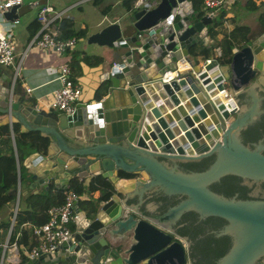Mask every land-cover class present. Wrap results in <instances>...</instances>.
I'll use <instances>...</instances> for the list:
<instances>
[{
    "label": "water",
    "instance_id": "water-1",
    "mask_svg": "<svg viewBox=\"0 0 264 264\" xmlns=\"http://www.w3.org/2000/svg\"><path fill=\"white\" fill-rule=\"evenodd\" d=\"M214 19L195 0H158L103 23L85 38L105 50L98 82L71 114L37 110L0 67V127L47 140L8 194L111 184L75 202L66 241L23 264H264V30L227 64L201 60L200 48L221 55ZM185 61L192 72L162 81Z\"/></svg>",
    "mask_w": 264,
    "mask_h": 264
},
{
    "label": "crops",
    "instance_id": "crops-1",
    "mask_svg": "<svg viewBox=\"0 0 264 264\" xmlns=\"http://www.w3.org/2000/svg\"><path fill=\"white\" fill-rule=\"evenodd\" d=\"M23 1V4L16 10L18 14V24L15 27L16 65H0L2 72L12 75L13 85H15L16 82L20 85L21 91L17 93L21 95L22 99L29 101L31 104L41 106L42 103L48 101L52 91L59 85L58 80L56 79L59 64L67 62L71 68V76L73 69L78 68V71L85 73L84 67L89 68V75L88 71H86L85 74L89 79L91 94L96 86V82H98V72L91 68V66H93L91 63L95 61L94 58L98 60L99 54H102L105 50L97 45L88 44L85 38L88 34L98 31L103 26V23L105 24V22L120 21L121 17L129 10L122 4L124 0H38L40 5L48 3L51 4L55 10L61 13V20L63 19L69 21L71 29L78 31L85 28L87 30L85 37L77 39L75 46L69 49L63 57H59L49 50L28 47L29 41L33 37L31 36V31L35 30L36 34L39 30V23L36 21L37 7L32 4L33 0ZM241 1L248 6L249 12L244 14V16L240 19H236L231 10L238 11L239 7L237 5ZM243 7L245 6L243 5ZM223 10L225 13L224 25L230 29L234 25L246 26L249 28V34H255L258 31L261 32L264 30V0H228L222 11ZM231 18L236 20L235 23L230 24L229 19ZM210 34L215 40H217L219 38V29L217 30L212 28ZM241 44H243V42L236 44L235 47H241L239 46ZM213 57L214 56L211 55L209 59H212ZM200 59L202 60L208 58H204L202 56ZM84 60L85 65L83 66ZM17 65L18 71L16 72L15 66ZM259 79L261 85H264V76H260ZM28 88L31 89L30 92H27ZM228 94L229 96L231 95L229 92ZM2 119L3 116L0 115V121ZM8 130L10 131L9 138H0V153L14 148V136L17 132L14 130L11 132V128L9 126ZM76 179L77 182L82 181V183H86L84 179H80L78 177H76ZM27 180V171L26 168H24V177L20 180V184ZM65 190L66 189L55 188L54 184L50 182L47 191L44 188H39L36 191L35 189H32L20 197H15L14 201H11L0 209V223L10 220L11 229L14 224L16 214L19 213L20 216L23 217V222L19 225V228L27 231L28 233L31 231V236H29V241L26 245H16L20 258V264L24 263L21 261V257L23 255L26 257V260L28 258L26 250L34 241L32 226L37 225L35 224V221H37L36 217L38 212L35 213V208H33L30 204V198H34L36 194H43L47 192L55 194L58 191L64 192ZM99 194L100 191H95L90 195L84 192L80 194L77 204L78 202H82L86 199L97 198ZM78 207L79 209H82L80 204H78ZM7 240L8 234L4 236L3 244L1 246L0 264H4V262L6 264H10L8 260L10 254L16 253L13 249V244L10 246L5 245ZM21 250H23V253Z\"/></svg>",
    "mask_w": 264,
    "mask_h": 264
},
{
    "label": "built area",
    "instance_id": "built-area-1",
    "mask_svg": "<svg viewBox=\"0 0 264 264\" xmlns=\"http://www.w3.org/2000/svg\"><path fill=\"white\" fill-rule=\"evenodd\" d=\"M158 0H135L134 7H149ZM228 0H195L197 8H203L206 13L212 15L213 19L219 15ZM23 0H0V65H16V40L15 27L18 24V17L8 19L6 13L13 7L21 6ZM32 4L37 7L36 21L39 23V30L29 41L28 47L41 50H49L59 57L66 55L67 51L73 48L77 38H63L61 36L60 22L61 13L54 9L51 4L40 5L38 0H33ZM209 61V59H207ZM19 65V64H18ZM18 65L15 66L16 72ZM192 72V67L188 62L176 63L164 70L163 82H170L173 79L179 80L185 74ZM58 87L55 88L47 102L41 106L36 105L39 111H57L71 114L79 103L80 89L71 76V68L67 62H62L58 66ZM31 89H27L30 92ZM223 99H232L226 90L219 91ZM80 198V194L73 189L67 188L63 192V202L58 206H52L46 212L48 219L45 223L32 226L34 236L33 244L26 250L27 257H39L42 254L53 251L58 245L66 241L71 233L70 224L77 219L73 206ZM15 254H10L8 260L10 264L19 263V254L16 243L13 244Z\"/></svg>",
    "mask_w": 264,
    "mask_h": 264
},
{
    "label": "trees",
    "instance_id": "trees-1",
    "mask_svg": "<svg viewBox=\"0 0 264 264\" xmlns=\"http://www.w3.org/2000/svg\"><path fill=\"white\" fill-rule=\"evenodd\" d=\"M135 0H124L123 5L127 9H131ZM198 1V0H196ZM200 3L201 0H199ZM224 10L219 12L218 20L217 17L213 21L212 27L215 29H219V38L217 41V46L220 47L221 55L218 57L217 52L215 50L216 47L205 49L200 48V55L204 58H208L212 55L213 58H216L220 64H227L230 62L232 48L235 47L236 44H240L246 40L247 35L249 34V28L241 25H234L232 28L226 27L224 24ZM235 19H229L230 24L235 23ZM61 36L63 38H70L75 36L77 39L85 37L87 30L85 28L75 31L71 29L70 23L68 20H61L60 22ZM35 34V30L31 31V36ZM243 46V44L239 45ZM88 59V58H87ZM94 62L91 65H94L98 60L94 58ZM88 62V61H87ZM15 83L14 91L20 92V85ZM14 131L17 134L14 136V148L10 149L6 152L0 153V209L15 200L14 196H10L8 193L15 189L18 185L19 180L24 177V167L22 162L24 158L32 152L33 149H44L47 140L45 138L40 137L38 133H19L18 127H14ZM10 131L8 130V126L0 127V138L5 137L9 138ZM111 188V184L108 180H105L101 177L93 179L88 186L83 185L82 181L77 182V179L74 178L70 182V189H73L76 193L82 194L87 193L91 194L95 191L99 190H107ZM108 192H104L103 197H109ZM32 198V197H31ZM30 198V204L32 205L35 213L38 212L35 224L37 226L45 223L48 219V215L46 214L47 210L52 206H58L63 202V192L58 191L55 194L51 192L36 194L34 198ZM83 209H86L90 204L88 200H83L82 202H78ZM23 217L20 214H16L14 224L10 229V220L7 222L0 223V251L2 249V244L4 240V236L8 234V240L5 244L6 246H10L16 242L17 246L26 245L29 241V236H31V231L28 233L25 230H21L19 225L23 222ZM72 230V228H71ZM33 244V242H32ZM31 244V245H32ZM30 245V246H31ZM29 246V247H30ZM26 257L24 255L21 257V261L25 262Z\"/></svg>",
    "mask_w": 264,
    "mask_h": 264
},
{
    "label": "rangeland",
    "instance_id": "rangeland-1",
    "mask_svg": "<svg viewBox=\"0 0 264 264\" xmlns=\"http://www.w3.org/2000/svg\"><path fill=\"white\" fill-rule=\"evenodd\" d=\"M197 2H200V1L198 0ZM243 5L245 7H243ZM237 6L239 7L238 11L231 10L233 15L236 17V19H240L241 17L244 16V14H247L249 12L248 6L245 3H243V1H241ZM238 7H236V8H238ZM216 17L218 20L219 19L218 16H216ZM83 62H84L83 63V66H84L85 60ZM71 66H72V64H71ZM84 68H85V73H86V71H88L89 68H87V67H84ZM77 69H73L72 77H73L74 81L78 84L79 89H80L79 101H83V100L87 99L90 95V91H91L90 90V84H89L88 76L84 72L81 73V71H78L79 69L78 70ZM88 75H89V71H88ZM72 225L73 224H71V228H72ZM69 227H70V225H69ZM21 252L23 253V250H21ZM4 264H6V263L4 262Z\"/></svg>",
    "mask_w": 264,
    "mask_h": 264
}]
</instances>
